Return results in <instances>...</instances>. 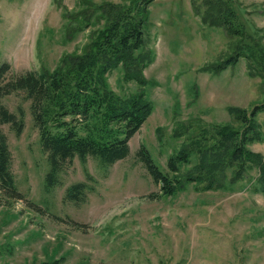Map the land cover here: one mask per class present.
Instances as JSON below:
<instances>
[{"label": "rangeland", "instance_id": "1", "mask_svg": "<svg viewBox=\"0 0 264 264\" xmlns=\"http://www.w3.org/2000/svg\"><path fill=\"white\" fill-rule=\"evenodd\" d=\"M80 0H0V64L13 73L53 71L65 53L82 54L100 26L65 33L63 9ZM97 4L103 1L92 0ZM123 1V0H122ZM203 11V0H194ZM244 36L203 24L193 0H156L146 27L147 49L155 60L144 71L156 86L142 88L113 71L109 86L128 96L144 90L154 112L130 141V155L110 167L79 158L48 188L50 166L24 94L4 99L10 111H24L25 129L8 136L11 171L23 200L0 193V264H264V193L252 170L222 190L199 191L195 185L175 196L155 198L160 186L138 160L142 145L164 173L170 155L189 137L212 125L233 124L229 107L250 110L264 102V71L250 76L249 58L220 73L201 68L235 55L238 47L260 54L264 63V0H230ZM244 41V45L241 43ZM264 68V66H263ZM263 127L264 113L257 117ZM189 127L180 138L175 133ZM158 129H161L162 141ZM251 150L264 154V141ZM198 163L183 166L181 172ZM86 183L84 202L66 200L67 189Z\"/></svg>", "mask_w": 264, "mask_h": 264}, {"label": "trees", "instance_id": "2", "mask_svg": "<svg viewBox=\"0 0 264 264\" xmlns=\"http://www.w3.org/2000/svg\"><path fill=\"white\" fill-rule=\"evenodd\" d=\"M156 0L103 1L80 0L77 12L63 9L65 33L70 37L79 31L97 28L82 54L65 53L53 70L13 73L8 62L0 64V124L10 125L19 136L25 129V114L10 111L4 99L24 94L31 102L30 110L39 131L43 150L48 155V188L58 181L60 173L79 158L86 166L88 158L98 159L104 167L126 159L130 139L141 130L154 112V104L144 90L121 96L108 82L110 74L122 68L123 80L135 82L142 88L156 86L146 78L145 69L154 62V53L147 49L146 27L151 6ZM202 22L210 27L224 28L234 37L242 38L244 31L230 0H203V11L193 0ZM244 45V41L241 42ZM249 58L250 76L264 71L260 54L242 46L225 60L201 68L202 72L220 73L238 63L242 56ZM234 123L212 125L189 137L181 148L170 155L168 173L155 163L150 151L142 145L138 160L147 169L154 183L160 186L158 195L172 197L195 185L199 191L222 190L227 184L241 182L252 170L258 173L257 191L264 193V154L251 150L254 143L264 141L262 125L257 117L264 113V102L250 110L229 107ZM175 133L184 136L189 127ZM162 141L161 129H158ZM198 163L181 172L183 166ZM12 154L8 136L0 130V193L10 200H23L11 171ZM90 187L73 184L67 189L66 200L84 202ZM63 259H51L38 264H63Z\"/></svg>", "mask_w": 264, "mask_h": 264}]
</instances>
